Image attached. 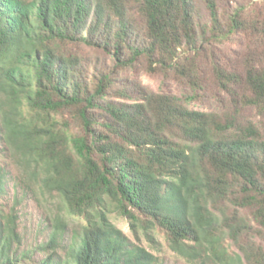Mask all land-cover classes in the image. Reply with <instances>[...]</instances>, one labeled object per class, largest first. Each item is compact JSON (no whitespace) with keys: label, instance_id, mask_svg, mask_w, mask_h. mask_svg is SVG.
I'll use <instances>...</instances> for the list:
<instances>
[{"label":"trees","instance_id":"16d2710c","mask_svg":"<svg viewBox=\"0 0 264 264\" xmlns=\"http://www.w3.org/2000/svg\"><path fill=\"white\" fill-rule=\"evenodd\" d=\"M240 39L242 71L212 63L213 79L258 122L237 109H189L201 52ZM91 52L108 63L89 70ZM140 64L191 95L111 99L132 98L116 76ZM63 113L69 123L55 118ZM0 140L64 209L33 251L19 252L13 227L0 224V264H157L113 215L192 264H264V0L249 10L220 0H0ZM70 219L80 221L72 232Z\"/></svg>","mask_w":264,"mask_h":264},{"label":"rangeland","instance_id":"374dc122","mask_svg":"<svg viewBox=\"0 0 264 264\" xmlns=\"http://www.w3.org/2000/svg\"><path fill=\"white\" fill-rule=\"evenodd\" d=\"M223 8L232 10L238 5L246 6L249 10L261 0H220ZM200 22L205 23L207 12L202 5L199 6ZM247 43L244 39H240L234 43L223 45H212L211 48H205L198 59L197 65L200 74V88L196 93L197 96L185 105L189 109L199 110L202 112L222 113L227 111L231 113L234 109L239 112L238 119L240 121H250L257 123L259 118L256 112L245 107L241 109L236 103L231 101L229 95L219 91L213 79L212 63H218L225 68L242 71L244 57L246 56ZM252 46L250 49H253ZM86 55V56H85ZM86 63L91 70L94 66H104L107 60L97 53H86ZM109 65V64H108ZM111 67L107 66V70ZM116 89L126 88L130 91L131 99L125 100L110 95L111 99L119 102L131 103L133 99H140L139 91H148L151 93H164L177 96L183 100V97L191 95V88L181 80H178L171 73L148 75L144 71V64L137 65L132 70L122 71L116 76ZM138 96V97H137ZM184 102V101H183ZM60 123L67 121L69 123V115L63 113L57 115ZM68 119V120H67ZM62 124V123H61ZM63 125H66L63 123ZM0 170L2 176L5 177L4 193L0 197V224L10 223L19 237V243L15 245L20 251H33L35 247L46 240L47 221L57 214H63L64 209L62 203L54 195L44 194L39 187V181L33 176L31 167L24 165L20 156L13 148L7 147L0 140ZM112 218L117 226L127 233L137 244L144 247L157 258V264H192L187 259L178 256L170 250L164 238L156 236L155 242L150 243L142 235L135 238L130 235L129 229L125 222L113 215ZM69 232L78 228L80 221L69 220ZM260 245L264 246V243ZM229 254L236 253V248L231 242H227ZM42 255L36 254L34 261L41 259Z\"/></svg>","mask_w":264,"mask_h":264}]
</instances>
